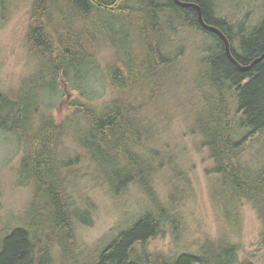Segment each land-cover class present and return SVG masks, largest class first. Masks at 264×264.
<instances>
[{
  "label": "trees",
  "instance_id": "1",
  "mask_svg": "<svg viewBox=\"0 0 264 264\" xmlns=\"http://www.w3.org/2000/svg\"><path fill=\"white\" fill-rule=\"evenodd\" d=\"M181 1L200 5L204 20L226 35L232 55L245 69L229 60L223 41L201 26L193 6L174 0L32 1L26 44L35 67L13 93L0 87V128L24 145L18 178L32 187L35 213L33 221L8 229L0 238V264H53L54 247L61 259L66 255L78 264L76 227L92 220L81 216L69 182L74 164L84 158L99 165L95 174L108 192L116 195L133 184L148 200L142 214L89 264H208L194 252L170 258L147 248L166 223L177 232L182 218L174 193L168 200L157 193L155 177L167 154L163 158L165 152L148 141L154 137L149 116L161 111L158 95L172 88L170 81L188 52L199 56L189 85L204 92V101L200 106L190 102L187 131L199 136L197 143L207 148L213 162L206 170L217 176L213 203V198L223 199L238 209L246 200L264 223V165L244 157L250 135L264 133V13L247 27L244 20L229 21L216 0ZM104 49L109 51L105 70L118 93L97 107L81 98L88 94L90 74L101 68ZM173 81L174 87L177 78ZM64 89L78 96L71 100V111L58 119L54 102L45 112L41 97L49 93L56 99ZM73 119L77 125L71 129ZM70 133L71 148L64 144ZM87 205L86 212L95 207L90 200ZM219 244L222 254L234 255V243Z\"/></svg>",
  "mask_w": 264,
  "mask_h": 264
},
{
  "label": "rangeland",
  "instance_id": "2",
  "mask_svg": "<svg viewBox=\"0 0 264 264\" xmlns=\"http://www.w3.org/2000/svg\"><path fill=\"white\" fill-rule=\"evenodd\" d=\"M32 1L0 0V87L6 93H13L35 67L36 62L29 55L26 44ZM216 3L229 21L244 20L247 27L256 25L264 13V0H216ZM99 55L101 68L90 74L88 94L81 98L97 107L118 93L105 70L108 49ZM198 58L190 52L181 58L177 84L173 87L176 78L170 81L168 88H172L158 95L160 113L156 111L149 116L154 137L148 142L165 152L163 158L167 154V163L155 177L154 185L162 200H168L169 193H174V204L181 209L182 218L177 232L166 223L163 234L150 239L147 248L154 254L162 253L170 258L185 251L194 252L203 256L208 264H242L244 260L264 264L262 218L246 200L238 209L223 199L213 198V203L211 190L217 176L206 171L213 162L207 148L197 143L199 136L187 131L185 113L192 107L190 102L200 106L204 101V92L194 88L192 91L189 85L190 77L198 69ZM63 92L56 99L49 93H43L41 97L45 112L54 102L53 110L58 119L71 111V100L78 96L66 89ZM170 110L173 116L168 117L166 114ZM74 121L70 122L71 129L77 125ZM64 144L70 148L74 146L72 133L66 136ZM23 153L24 145L15 134L0 128V238L8 229L33 221L32 187L20 184L18 178ZM244 157L255 166L264 165L263 132L250 135ZM96 165L84 158L74 164L70 173L69 187L75 205L84 219L92 220L79 222L76 227L78 264H89L90 258L97 256L120 229L142 214L148 204L145 194L133 184L116 195L108 192L99 184ZM87 200L95 204L90 212L85 211L90 208ZM227 241L236 245L233 256L222 254L223 244L219 243ZM51 253L55 258L53 264H72L63 258L66 255L62 259L58 256L57 247Z\"/></svg>",
  "mask_w": 264,
  "mask_h": 264
},
{
  "label": "water",
  "instance_id": "3",
  "mask_svg": "<svg viewBox=\"0 0 264 264\" xmlns=\"http://www.w3.org/2000/svg\"><path fill=\"white\" fill-rule=\"evenodd\" d=\"M178 5L180 6H193L194 8L197 9V15H198V20L199 23L201 24V26L206 29V30H210L212 32H214L215 34H217L220 39L223 41L224 43V48H225V52L227 57L229 58V60L231 62H233L235 65H237L239 68L241 69H245L247 66H242L237 60L236 58H234V56L231 53L230 50V43L228 38L226 37V35L216 26L208 24L204 18H203V14H202V8L200 7V5H198L197 3L194 2H186V1H181V0H174ZM261 57L256 58L255 60H253L249 65L255 63L256 61L260 60ZM242 264H252L251 262H249L248 260H244L242 262Z\"/></svg>",
  "mask_w": 264,
  "mask_h": 264
},
{
  "label": "bare ground",
  "instance_id": "4",
  "mask_svg": "<svg viewBox=\"0 0 264 264\" xmlns=\"http://www.w3.org/2000/svg\"><path fill=\"white\" fill-rule=\"evenodd\" d=\"M55 262V261H54Z\"/></svg>",
  "mask_w": 264,
  "mask_h": 264
}]
</instances>
